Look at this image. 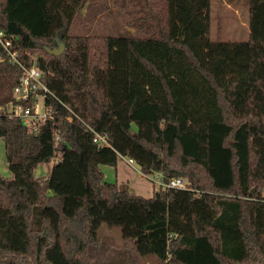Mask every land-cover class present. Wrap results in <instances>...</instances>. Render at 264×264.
<instances>
[{
  "label": "trees",
  "instance_id": "16d2710c",
  "mask_svg": "<svg viewBox=\"0 0 264 264\" xmlns=\"http://www.w3.org/2000/svg\"><path fill=\"white\" fill-rule=\"evenodd\" d=\"M245 1L247 39L224 41L211 0H136L135 32L103 36L69 32L87 0H0V29L53 94L35 132L0 114V264H89L101 224L156 264H264V0ZM20 73L0 62V105ZM119 157L187 186L130 193L104 180Z\"/></svg>",
  "mask_w": 264,
  "mask_h": 264
},
{
  "label": "rangeland",
  "instance_id": "374dc122",
  "mask_svg": "<svg viewBox=\"0 0 264 264\" xmlns=\"http://www.w3.org/2000/svg\"><path fill=\"white\" fill-rule=\"evenodd\" d=\"M245 0H211L208 36L213 40L242 41L248 37V9ZM136 0H87L72 20L69 32L91 36L119 35L135 32L129 22L136 18ZM52 161L39 164L34 175H47ZM104 180L125 186L130 193L149 197L157 188L155 174L142 175L138 165L126 157H119L114 166L102 165ZM0 175L9 176L4 142L0 137ZM185 180V178H183ZM99 245L89 246V264H156L153 256H139L133 241L121 237L118 227L101 224L97 229Z\"/></svg>",
  "mask_w": 264,
  "mask_h": 264
},
{
  "label": "built area",
  "instance_id": "2783aa9c",
  "mask_svg": "<svg viewBox=\"0 0 264 264\" xmlns=\"http://www.w3.org/2000/svg\"><path fill=\"white\" fill-rule=\"evenodd\" d=\"M6 60L17 64L21 73L17 84L11 91V99L0 105V114L19 118L29 131L35 132L46 120L52 118V109L48 99L53 94L47 85L46 73L35 63L27 66L20 62L14 44V35L0 29V62ZM93 141L98 145L108 144L105 135L99 133L94 134ZM155 178H160L156 182L157 188H186L187 186L185 181L179 177H171L163 181L161 175L156 173Z\"/></svg>",
  "mask_w": 264,
  "mask_h": 264
},
{
  "label": "water",
  "instance_id": "95a60500",
  "mask_svg": "<svg viewBox=\"0 0 264 264\" xmlns=\"http://www.w3.org/2000/svg\"><path fill=\"white\" fill-rule=\"evenodd\" d=\"M63 49V44L60 43L58 48L49 49L48 52L51 54H59Z\"/></svg>",
  "mask_w": 264,
  "mask_h": 264
}]
</instances>
